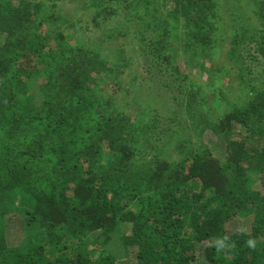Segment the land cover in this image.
I'll return each mask as SVG.
<instances>
[{
    "label": "trees",
    "instance_id": "obj_1",
    "mask_svg": "<svg viewBox=\"0 0 264 264\" xmlns=\"http://www.w3.org/2000/svg\"><path fill=\"white\" fill-rule=\"evenodd\" d=\"M66 1L0 0V264H122L128 249L135 264H264V68L237 54L254 42L264 58V0L226 17L220 0H76L86 25ZM224 27L234 96L214 116L176 75L179 57L211 61ZM177 94L165 122L151 102Z\"/></svg>",
    "mask_w": 264,
    "mask_h": 264
},
{
    "label": "rangeland",
    "instance_id": "obj_2",
    "mask_svg": "<svg viewBox=\"0 0 264 264\" xmlns=\"http://www.w3.org/2000/svg\"><path fill=\"white\" fill-rule=\"evenodd\" d=\"M242 4L246 5L247 2L244 0L242 2ZM220 5L222 6L221 9H222V12L224 14V17L227 16L226 12H228V9H232L235 12L238 10L234 7V2H232V0H220ZM57 8L60 9V5ZM65 9H66V11H65ZM61 10L65 16L72 18L73 20L74 19H81V21H80L81 25H86V21H88V23H89V19H91V17L87 14L88 11L82 10V6L77 4L76 0L75 1L74 0L66 1L65 3H63L61 5ZM244 11H245V7L242 9L243 13H244ZM227 21H228V19L226 18L224 21L225 25H227ZM43 27L44 26H42V28ZM74 29H76V28L74 27L72 29V31L69 33L70 34L73 33L74 38L79 37L81 35L80 30L76 29L77 32H74ZM97 31H98L97 29H95L94 31L89 30V33L86 35L90 37L91 41H94V39L99 37L97 35ZM221 35H223V36H221ZM214 37H215V43H214L215 48L212 49V51H210V53L212 55L209 58V59H212V58L213 59L209 62H205V64L203 66L200 65V63H196L193 65V63L191 62L190 66L185 67L183 65L184 60H181L182 57H179V61H180L181 66H182L184 71L180 72L176 76L180 77L183 74H184V76H186V75L190 76V78L196 82L195 88L200 87L199 89L202 92V97H204V99H205V102H202V104L204 103L205 106L207 107V112L211 113L214 116H217L216 113L219 111L213 106V102H217V103H219V105L221 107H224L223 99H222L221 95L225 94L226 95L225 98L228 97L231 100L232 97L234 96V92H233L234 87L227 88L228 86H232L230 83V81H231L230 78L232 77L233 67H231L232 63L226 59V50H227V45H228V41H229L228 37H230L228 32L226 31V27H224L223 31L219 30L218 32H216L214 34ZM222 37L227 38V41L226 40L223 41ZM245 45H246L245 42H243L240 45L239 48H241V49L237 54L240 56H243L245 61H249L250 59H255L253 61V63L250 64L248 67L253 70L252 73L257 75L261 71V69L264 68V58H262L260 50L257 49L258 45L254 44V42L250 46V48H251V50L249 52V53H251L250 56L248 54L247 46H245ZM209 49H211V48H209ZM214 51H216L215 55H214ZM129 53L133 54V52H129ZM134 55L137 57L133 58L132 62H134V63L132 64V66L137 70V72L141 76L147 75L146 69H147V65H148V59L144 57L143 53L136 54V52H134ZM195 60H196V58L193 61H195ZM256 60H257V63H254ZM255 64L259 65V66H255ZM162 73H163V70H162ZM177 79H179V78H177ZM183 86H187V83H184ZM29 88H30V94H33L36 100H40V96H39L40 92H39V87L37 85V82H33ZM146 100L149 101L148 99H146ZM146 100H144V101H146ZM174 101H175V104L168 103L167 97L165 96V98L161 97L156 102L153 100L151 102V105L152 104L154 105V107H155V109H157V112L159 113L160 117L166 122L168 120L169 116H173V114H169L172 109L174 110V112H176V114H175L176 118H177V116L181 118V116L183 115V113L185 111V109H183V107L186 105V101H185V99H183V96L180 97L177 94V97ZM176 103H177V106H176ZM210 136H215V135H213V134L209 135L207 137L209 140L211 138ZM18 214H21V213L18 212ZM7 221L11 222L12 228L16 227V229L18 231H22L23 228L21 229L19 227H21V223L24 222L23 217L22 218H15L13 216L10 218L7 217ZM128 227H129V225H126L125 229L123 228V230H122V234L118 233V235L116 236V238L119 242H120V237H119L120 235H124L125 233L130 232L129 230L127 231ZM120 231L121 230H118V232H120ZM111 244H112L111 246L113 249V246L116 244H113V243H111ZM120 253L122 255V252H120ZM127 253H128L127 258H122L121 263L122 264H135L134 260L132 258H129L130 254H132L131 249H128Z\"/></svg>",
    "mask_w": 264,
    "mask_h": 264
}]
</instances>
